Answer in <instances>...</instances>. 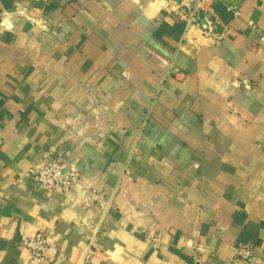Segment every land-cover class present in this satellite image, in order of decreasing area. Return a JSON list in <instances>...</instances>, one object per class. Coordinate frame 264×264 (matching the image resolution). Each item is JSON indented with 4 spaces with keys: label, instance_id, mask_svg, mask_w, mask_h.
I'll return each mask as SVG.
<instances>
[{
    "label": "crops",
    "instance_id": "crops-1",
    "mask_svg": "<svg viewBox=\"0 0 264 264\" xmlns=\"http://www.w3.org/2000/svg\"><path fill=\"white\" fill-rule=\"evenodd\" d=\"M211 7L217 40L166 0H0V264L36 232L39 264H264V0Z\"/></svg>",
    "mask_w": 264,
    "mask_h": 264
},
{
    "label": "built area",
    "instance_id": "built-area-1",
    "mask_svg": "<svg viewBox=\"0 0 264 264\" xmlns=\"http://www.w3.org/2000/svg\"><path fill=\"white\" fill-rule=\"evenodd\" d=\"M166 1H168L173 11L184 19L187 31L198 30L201 35L211 40H217L221 37V33H218L216 29L217 16L211 7V4L216 0ZM227 9L231 10L233 15L239 14L234 7H228ZM33 180L37 185L46 188L50 192L59 190L62 193H67L74 183H78L79 178L74 167L68 165L59 155L50 154L43 159L41 165L37 168ZM87 190L89 195H96L92 187ZM20 244L28 251L26 264L53 261L48 250L47 238L42 232H36L32 236L22 238ZM93 254H95L94 249L87 251L86 262ZM235 254L240 261L247 262L253 256V248L250 244L241 242L237 244Z\"/></svg>",
    "mask_w": 264,
    "mask_h": 264
}]
</instances>
